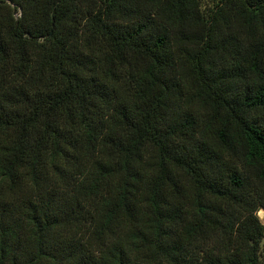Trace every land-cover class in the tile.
Here are the masks:
<instances>
[{
    "label": "trees",
    "instance_id": "trees-1",
    "mask_svg": "<svg viewBox=\"0 0 264 264\" xmlns=\"http://www.w3.org/2000/svg\"><path fill=\"white\" fill-rule=\"evenodd\" d=\"M264 0H0V264H264Z\"/></svg>",
    "mask_w": 264,
    "mask_h": 264
},
{
    "label": "rangeland",
    "instance_id": "rangeland-1",
    "mask_svg": "<svg viewBox=\"0 0 264 264\" xmlns=\"http://www.w3.org/2000/svg\"><path fill=\"white\" fill-rule=\"evenodd\" d=\"M261 210H263V214H262V215L260 214ZM255 214H256L258 220H259L261 223L264 224V209H262V208L258 209V210L255 212Z\"/></svg>",
    "mask_w": 264,
    "mask_h": 264
},
{
    "label": "bare ground",
    "instance_id": "bare-ground-1",
    "mask_svg": "<svg viewBox=\"0 0 264 264\" xmlns=\"http://www.w3.org/2000/svg\"><path fill=\"white\" fill-rule=\"evenodd\" d=\"M260 214H261V215L263 214V210H261Z\"/></svg>",
    "mask_w": 264,
    "mask_h": 264
}]
</instances>
